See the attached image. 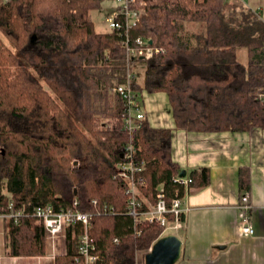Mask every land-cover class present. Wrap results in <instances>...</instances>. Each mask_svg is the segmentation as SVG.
<instances>
[{
  "label": "trees",
  "instance_id": "obj_1",
  "mask_svg": "<svg viewBox=\"0 0 264 264\" xmlns=\"http://www.w3.org/2000/svg\"><path fill=\"white\" fill-rule=\"evenodd\" d=\"M104 1L0 0V215L9 199L27 215L46 205L69 209L74 198L79 212L92 213L97 201L113 214L90 218L96 254L103 264H137L164 227L133 229L125 215L126 185L113 166L128 135L112 89L129 69L136 94L167 96L179 130H264V20L241 0H135L131 7L144 14L128 31L130 42L142 38L161 52L128 62L117 32L94 29L91 14ZM131 140L146 162L143 196L155 203L161 186L168 206L176 191L182 197L170 131L144 119ZM189 177L209 182L206 169ZM238 182L247 192V170H239ZM166 220L171 225L174 217ZM4 221L8 256L44 254V231L33 218ZM79 232L66 229L65 253L54 264L72 263Z\"/></svg>",
  "mask_w": 264,
  "mask_h": 264
},
{
  "label": "crops",
  "instance_id": "obj_2",
  "mask_svg": "<svg viewBox=\"0 0 264 264\" xmlns=\"http://www.w3.org/2000/svg\"><path fill=\"white\" fill-rule=\"evenodd\" d=\"M244 3L264 20V0ZM141 102L149 125L170 131L171 159L180 170L189 176L190 172L198 175L206 169L209 175L207 185L194 183L183 192V227L175 234L181 250L174 264H264V130L187 132L175 127L165 94L143 93ZM240 169L248 173V189L243 194L247 193L251 205L253 235L247 237L241 235L237 217L243 195L238 184ZM4 220L0 217V264H54L57 256L64 255L65 243L62 253L58 244L53 259L44 238L43 255L8 256Z\"/></svg>",
  "mask_w": 264,
  "mask_h": 264
},
{
  "label": "built area",
  "instance_id": "obj_3",
  "mask_svg": "<svg viewBox=\"0 0 264 264\" xmlns=\"http://www.w3.org/2000/svg\"><path fill=\"white\" fill-rule=\"evenodd\" d=\"M10 0H1L6 4ZM114 10L109 17L104 19L108 32H117L120 35L121 46L125 50V58L128 62L135 58H149L152 55L159 54L161 49L153 47L149 42L142 38H136L130 42L128 31L136 26L144 12L140 9H134L131 6L135 0H112ZM244 1V0H241ZM132 77L127 69L124 82L112 89L122 101V125L128 135V141L125 143L122 152L121 161L113 166L114 178L122 180L126 185L125 194L126 213L130 217L133 229L140 224H157L167 229L179 230L183 227L180 216L182 215L181 199L182 197L175 192L174 198L171 199L170 205L166 203V195L163 188L158 187L155 194V203L149 202L142 194L141 187H144L143 173L145 171V160L137 159V151L132 143V134L145 119L141 95L136 94L132 88ZM264 95H259V99ZM78 161L71 162L72 167L78 166ZM173 182L182 187L185 191L191 184L192 179L185 174L184 177L176 176ZM247 193L239 199L237 206L238 226L242 236L253 235V228L250 222L251 205L249 204ZM78 202L74 198L72 207L66 210H55L53 206L46 205L36 208L31 215L22 214L20 211L13 210V203L9 199L7 210L8 213L0 217L13 220L16 224L20 217H31L37 226H41L44 231L46 242L50 249V255L54 259L58 251V242L64 239L67 228L79 226L80 232L75 243V256L71 264H103L102 258L96 254L93 239L90 236L91 230L90 218L92 216L112 215V208L103 205L102 209L98 206L97 201H93V212L82 213L77 210ZM167 215L174 217L171 225L167 224ZM118 243L117 239L113 240Z\"/></svg>",
  "mask_w": 264,
  "mask_h": 264
},
{
  "label": "water",
  "instance_id": "obj_4",
  "mask_svg": "<svg viewBox=\"0 0 264 264\" xmlns=\"http://www.w3.org/2000/svg\"><path fill=\"white\" fill-rule=\"evenodd\" d=\"M151 45V41H149ZM122 158V154H120ZM180 177L185 173L181 172ZM181 241L175 235H164L157 239L144 256V264H174L180 256Z\"/></svg>",
  "mask_w": 264,
  "mask_h": 264
},
{
  "label": "rangeland",
  "instance_id": "obj_5",
  "mask_svg": "<svg viewBox=\"0 0 264 264\" xmlns=\"http://www.w3.org/2000/svg\"><path fill=\"white\" fill-rule=\"evenodd\" d=\"M113 10H114V2L112 0H106V1H104L101 4L100 9L94 11L91 14L92 15V21H93V24H94V29H95V31L97 33L108 32V28H107L106 24L104 23V19L109 17ZM0 36H1V34H0ZM72 161H74V160H72ZM167 234L168 235L169 234H174L175 235V234H177V231L176 230L167 229L165 231L164 235H167ZM64 243H65L64 239H62V240H60V242H58L59 247H60V249H59L60 253H62L64 251V247H63ZM44 247H45V244H44ZM45 249H46V247H45ZM144 255L142 253H138L137 254V258H138V263L139 264H143Z\"/></svg>",
  "mask_w": 264,
  "mask_h": 264
}]
</instances>
